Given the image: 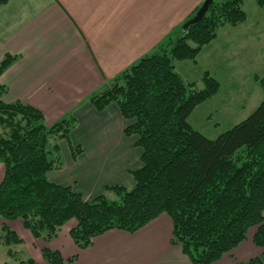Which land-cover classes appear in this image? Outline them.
<instances>
[{"label": "trees", "instance_id": "trees-1", "mask_svg": "<svg viewBox=\"0 0 264 264\" xmlns=\"http://www.w3.org/2000/svg\"><path fill=\"white\" fill-rule=\"evenodd\" d=\"M254 1L264 9V0ZM7 3L0 0V8ZM243 4L214 0L200 23L186 32L172 31L153 53L91 96L98 111L118 106L126 121L124 135L135 137L142 150V167L131 173L133 189L112 186L87 201L72 188L51 182L49 174L63 168L61 141L69 144L74 159L82 153L71 140L77 119L67 116L47 126L38 108L4 102L7 90L0 83V163L5 166L0 244L10 258L24 241L7 221L22 220L35 239L50 242L73 220L70 237L79 250H86L108 231L135 233L166 215L172 224L171 242L193 264H216L254 227L253 241L263 252L244 264H264V98L249 117L210 139L193 128L189 117L217 95L220 82L205 72L200 88L175 70V62L196 63L222 28L245 23ZM15 59L6 55L0 61V78ZM254 79L264 95V76ZM42 254L47 264H69L77 257L64 258L49 248ZM14 264L36 262L18 258Z\"/></svg>", "mask_w": 264, "mask_h": 264}, {"label": "crops", "instance_id": "crops-1", "mask_svg": "<svg viewBox=\"0 0 264 264\" xmlns=\"http://www.w3.org/2000/svg\"><path fill=\"white\" fill-rule=\"evenodd\" d=\"M203 2L8 0L0 8V61L6 55L16 57L0 78L7 90L4 102L38 108L47 126L67 116L78 121L71 140L82 153L74 159L69 144L61 141L63 168L49 174L51 182L72 188L87 201L112 186L135 187L131 173L142 167L136 138L124 135L126 121L117 105L98 111L90 98L153 53L172 31L182 29ZM257 8L242 25L222 28L196 63L178 66L185 80L198 82L209 72L220 82L217 95L196 108L202 107L207 116L225 112L249 117L264 98L254 79L264 76V9ZM222 76L230 77L227 83ZM6 224L23 238L26 258L36 264H47L44 248L64 258L77 255L69 264H193L171 242L172 224L166 215L135 233L108 231L86 250H79L70 237L75 221L50 242L29 236L20 222ZM256 230L251 228L245 241L216 264H244L260 256L263 250L253 241Z\"/></svg>", "mask_w": 264, "mask_h": 264}, {"label": "rangeland", "instance_id": "rangeland-1", "mask_svg": "<svg viewBox=\"0 0 264 264\" xmlns=\"http://www.w3.org/2000/svg\"><path fill=\"white\" fill-rule=\"evenodd\" d=\"M258 6L256 5L254 0H244L243 8L249 15H252L254 11L256 10ZM258 9V8H257ZM182 62H175V70L177 73H179L183 79H187L182 73H180L178 66ZM186 64H190V62H187ZM222 79L224 83L228 82V78L226 76H222ZM198 86L201 88L203 87L201 81H198ZM226 94V89H225ZM255 107V106H254ZM199 109H195V111L192 113V115L189 117V123H191L195 130L202 133L204 136L210 138V139H216L219 135L226 132L230 128H232L235 124L241 122L242 120L246 119L248 116H243L240 118H233L230 115L226 114L225 112H222L220 116H216L215 113H213L211 116H207V112L202 110L198 111ZM206 113V114H205ZM4 132L2 128L0 127V135H2ZM2 171V172H1ZM5 174V166L4 164L0 163V183L2 182ZM111 200L116 201L118 198L116 195H110L109 196ZM73 221V220H72ZM17 222H20L23 224L22 220H18ZM71 222V221H70ZM67 223L66 225L70 224ZM65 225V226H66ZM64 226V227H65ZM29 236L30 231H27ZM22 238V237H21ZM23 239V238H22ZM29 251L33 253L34 246L28 243ZM17 251V255L15 258H10L7 254V248L6 246L0 244V264H14L15 259H27L28 253H26V249L23 246L15 247L14 248ZM43 255V254H42Z\"/></svg>", "mask_w": 264, "mask_h": 264}, {"label": "water", "instance_id": "water-1", "mask_svg": "<svg viewBox=\"0 0 264 264\" xmlns=\"http://www.w3.org/2000/svg\"><path fill=\"white\" fill-rule=\"evenodd\" d=\"M214 0H204L202 6L197 11L194 17L188 20L182 27V32H186L192 25L200 23L210 9V5Z\"/></svg>", "mask_w": 264, "mask_h": 264}]
</instances>
